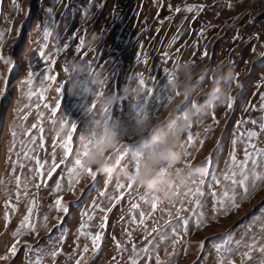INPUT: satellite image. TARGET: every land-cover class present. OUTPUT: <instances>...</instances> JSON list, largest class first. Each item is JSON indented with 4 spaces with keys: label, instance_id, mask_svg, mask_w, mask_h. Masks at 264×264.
Instances as JSON below:
<instances>
[{
    "label": "rangeland",
    "instance_id": "1",
    "mask_svg": "<svg viewBox=\"0 0 264 264\" xmlns=\"http://www.w3.org/2000/svg\"><path fill=\"white\" fill-rule=\"evenodd\" d=\"M0 57L11 61L0 59V264H264V180L255 179L264 164L252 168L248 195L235 189L239 207L219 211L232 156L239 163L251 144L264 157V0H0ZM220 64L233 75L230 96L201 110ZM184 121L183 165L163 161L154 175L205 171L164 199L131 177L161 147L152 136ZM91 153L112 172L77 177L76 159ZM197 186L202 195L185 196ZM26 216L35 231L22 228Z\"/></svg>",
    "mask_w": 264,
    "mask_h": 264
},
{
    "label": "snow or ice",
    "instance_id": "2",
    "mask_svg": "<svg viewBox=\"0 0 264 264\" xmlns=\"http://www.w3.org/2000/svg\"><path fill=\"white\" fill-rule=\"evenodd\" d=\"M181 9L177 8L175 9V11L179 12ZM188 11H192L193 9L191 7H189L187 9ZM50 11V10H49ZM203 34V33H202ZM49 35V32L47 29H45L44 31V36L45 38H47V36ZM238 38V37H237ZM83 46V41H81V47ZM77 51H79V48L77 49ZM45 53L43 51L40 52V56L44 57ZM166 58H167V54H165ZM0 59L4 60L5 64L10 63L11 61L9 59H5L3 57H0ZM168 81L170 82L171 79L173 78V74L169 73V72H165ZM33 76L32 72L28 73V83H31V78ZM140 84L143 86L144 85V81L143 79H140ZM102 83V82H101ZM176 95H180L179 92L176 93ZM172 97L169 96L168 100H171ZM228 107L231 108L232 107V100L230 98L229 100V104ZM181 114L182 111H181ZM13 135H15V133H13ZM256 136L255 132H249L248 133V139L249 141L251 140L252 137ZM188 139L189 141L192 140L191 134L189 133L188 135ZM202 143V141H201ZM235 143V141L233 142ZM94 146V141L92 138L87 139V141L84 143L83 148L84 151L81 153V155L85 156L88 149H90L91 147ZM248 148H251L252 151H249ZM256 149H255V145H251L249 144L246 149H245V157L242 161H240L239 163H236V157L235 155L232 156V161H233V171H231L230 174L225 175L224 179L230 181V184L228 186V188L223 191L221 194H219L221 196V199L219 200L220 203V214H227L231 209L233 208H238L239 207V203L237 202V195L238 193L235 191V189L237 188V186L239 188H241L243 190V195H248L249 194V174L252 171V168H255L261 164H264V157H262L260 160L256 159ZM118 158L120 160H124L125 156H121V154H118ZM142 159V157H138L137 160L135 161V167L138 170L139 166H140V160ZM249 164H251V167H249ZM75 165L76 167L73 169V173L78 177L80 174H82L83 172H87V174L93 178H95L97 176V171H94L90 168H88L86 166V162L85 160H82L80 158H77L75 161ZM53 167H55V165H53ZM50 174V171H49ZM256 180H264V177H260V176H256L255 177ZM201 184H203V179H201ZM19 183V181H18ZM74 183V182H73ZM217 183H219V181H217ZM135 184L134 181L130 182L128 187L131 188V186ZM72 184H69V189H71ZM118 187H123L122 185H118ZM252 187H256L255 184H252ZM60 189V185L57 184V190ZM231 193V194H230ZM198 195H202L200 188L197 186L195 189L190 188L186 193L185 196H198ZM215 195V194H214ZM55 205L57 207V210L59 211H63L64 213H68L69 208L66 204L62 203V198H57L55 200ZM135 207V205H133ZM152 208L153 210H156L157 205L154 202L152 204ZM110 210V209H109ZM143 216V213L141 214ZM106 220V217L104 218ZM178 224H181L183 226V232L186 234L188 231V224L189 221L187 218H183L181 217L179 219V221L177 222ZM203 223V218L202 216L198 217L195 221V224L197 227H199L201 224ZM101 228L105 227V224L102 222L100 225ZM22 228H28L32 231H35L34 226L30 223L29 221V217H25V222L24 224H22ZM155 231V230H154ZM172 235L177 236V240L173 241V243H177L179 242V233L177 232L176 228L172 229ZM20 235V231H17L16 233H14V236H19ZM91 239V244H92V248L94 250H99L101 247V241H102V235L100 232L95 233L94 235H91L90 237ZM168 239L167 235L161 234L160 235V240H166ZM225 239H228V234H225ZM155 243V239L153 240H149L148 244L149 245H154ZM203 241L201 242V247L203 246ZM117 247L119 248L120 246L117 245ZM250 247H255V245H251ZM89 250L88 246L85 245L83 248V252L87 253ZM10 253L15 256L18 249L16 247V245L14 244L11 248H10ZM133 251L138 252L139 250L135 249V247L133 248ZM143 251L145 253H147L149 251L148 248H144ZM8 257L7 255L5 256H0V260H6ZM81 259H83V256H81L79 259H76L75 264H81ZM157 264H160L159 261V257L157 256Z\"/></svg>",
    "mask_w": 264,
    "mask_h": 264
},
{
    "label": "clouds",
    "instance_id": "3",
    "mask_svg": "<svg viewBox=\"0 0 264 264\" xmlns=\"http://www.w3.org/2000/svg\"><path fill=\"white\" fill-rule=\"evenodd\" d=\"M89 46H95V35L88 42ZM219 80L217 86L212 91V98L208 104L202 105L201 110H209L213 106L224 104L229 96L233 81V75L230 69H226L223 64L219 65ZM188 122L177 123L174 131L164 132L161 135H153L151 143L159 144L161 147L159 150L149 159L146 166H144L138 174L133 175L131 178L137 182V184L146 190L157 194L164 199H170L175 196L173 186L183 185L189 178L203 174L205 169L199 165L195 168L180 167L179 170H172L168 177L159 178L158 175H154V169L156 165H159L163 161H170L176 165H183V154L179 151V145L181 143V136L186 130ZM88 167H91L94 171L109 173L112 172V168L109 166L105 159H102L95 153L89 154L86 158ZM122 176L127 177V173H122Z\"/></svg>",
    "mask_w": 264,
    "mask_h": 264
}]
</instances>
